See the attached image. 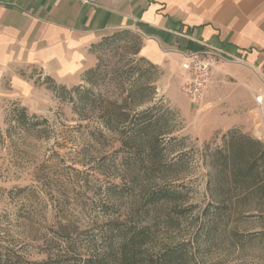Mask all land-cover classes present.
Masks as SVG:
<instances>
[{"label": "rangeland", "instance_id": "1", "mask_svg": "<svg viewBox=\"0 0 264 264\" xmlns=\"http://www.w3.org/2000/svg\"><path fill=\"white\" fill-rule=\"evenodd\" d=\"M133 35L120 31L100 37L91 48L94 63L76 85H62L31 68L0 81V264L59 259L80 264L105 247L110 227L129 225L144 229L148 256L171 247L185 251L187 264H264V238L239 247L231 237L260 232L262 223L225 220L208 237L204 216L212 173L205 156L230 131L264 145V77L243 63L216 65L199 104H193L184 91L189 82L184 56L165 77L141 62L135 54L141 41ZM91 70H97L95 95L121 102L122 89L135 83L152 101L134 113L155 106L166 116L173 133L165 138V157L175 166L164 180L157 172L150 177L154 185L176 188L185 201L145 204L143 194L124 178L126 152L116 135L96 120L78 121L60 88H90L84 79ZM15 106L25 108L32 122L44 123L27 136L10 129ZM132 174L143 177L137 167Z\"/></svg>", "mask_w": 264, "mask_h": 264}, {"label": "crops", "instance_id": "2", "mask_svg": "<svg viewBox=\"0 0 264 264\" xmlns=\"http://www.w3.org/2000/svg\"><path fill=\"white\" fill-rule=\"evenodd\" d=\"M120 31L139 37L138 57L165 77L197 42L264 77V0H0V81L31 68L76 85L92 46Z\"/></svg>", "mask_w": 264, "mask_h": 264}, {"label": "trees", "instance_id": "3", "mask_svg": "<svg viewBox=\"0 0 264 264\" xmlns=\"http://www.w3.org/2000/svg\"><path fill=\"white\" fill-rule=\"evenodd\" d=\"M131 34L129 31H123ZM137 37V35H133ZM138 38V37H137ZM138 47L135 54L138 53ZM150 69L158 70L144 59H140ZM139 66H136L138 68ZM97 70L87 72L85 81L90 88L75 87L67 92L60 88L64 98L72 103L78 121L96 120L105 131L116 135L120 149L126 152L123 158L124 178L131 186H136L145 197V204L155 206L167 202L178 205L185 201L184 196L176 188L169 185H154L157 172L164 180L166 174L175 166L166 161L165 138L171 135L168 120L164 114L156 112L155 106L134 113L135 108L152 101L146 98L145 87H137L133 83L128 89H122L125 98L121 102L109 101L95 95L91 89L93 77ZM137 76L143 73L139 68ZM131 74L127 73L129 79ZM150 85V84H149ZM73 93V95H72ZM121 95V94H120ZM157 113V114H155ZM25 108L15 106L10 114L9 123L24 136L29 135L44 122H32ZM6 131L10 144L13 138ZM1 140V139H0ZM2 143V141H0ZM179 159V157H178ZM209 169L212 171L207 181L209 202L204 210L207 218V232H216L218 225L225 220L258 221L263 224L260 232L239 235L232 233L239 247L255 240L264 238V145L249 136L230 131L222 137V144L205 156ZM133 161V162H132ZM138 168L143 177L138 178L132 171ZM153 187L151 188V186ZM106 237L107 244L100 252L89 255L80 264H187V254L182 249L168 247L155 257L148 256L145 251L147 237L144 229L136 225L119 229L110 227ZM41 264H69L62 259ZM78 264V263H77Z\"/></svg>", "mask_w": 264, "mask_h": 264}, {"label": "built area", "instance_id": "4", "mask_svg": "<svg viewBox=\"0 0 264 264\" xmlns=\"http://www.w3.org/2000/svg\"><path fill=\"white\" fill-rule=\"evenodd\" d=\"M188 62L189 82L184 91L193 104H199L216 65L241 63L237 58L226 56L221 50L202 42L197 47L182 53Z\"/></svg>", "mask_w": 264, "mask_h": 264}]
</instances>
